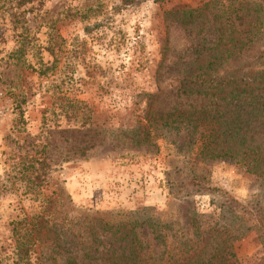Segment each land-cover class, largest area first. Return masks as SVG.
Masks as SVG:
<instances>
[{
	"label": "rangeland",
	"instance_id": "374dc122",
	"mask_svg": "<svg viewBox=\"0 0 264 264\" xmlns=\"http://www.w3.org/2000/svg\"><path fill=\"white\" fill-rule=\"evenodd\" d=\"M212 69L258 85L264 0H0V264H53L47 230L37 240L31 223H13L37 208L15 165L35 151L54 159L41 191L67 195L73 217L136 213L168 231L175 251L173 235L192 237L193 213L203 227L225 225L232 264H264V224L254 220L264 219V177L232 159H201L198 131L142 118L147 107L171 108L183 86L195 87L196 73ZM137 121L159 136L130 143ZM90 135L83 156L66 154L67 141L83 145ZM191 176L215 189L168 181ZM222 191L252 207L233 212ZM137 236L153 243L144 227ZM21 243L31 244L26 255Z\"/></svg>",
	"mask_w": 264,
	"mask_h": 264
},
{
	"label": "trees",
	"instance_id": "16d2710c",
	"mask_svg": "<svg viewBox=\"0 0 264 264\" xmlns=\"http://www.w3.org/2000/svg\"><path fill=\"white\" fill-rule=\"evenodd\" d=\"M228 56V52L219 54L220 59ZM214 71L196 73L194 78L200 80L194 82L195 87L183 86L179 100L171 108L148 110L147 107L142 118L149 120L148 117L156 116L162 127L198 131L197 154L201 155V159H232L240 163L245 171L264 177V74L260 75L258 85H255L253 78L238 77L243 81L240 85L236 73L219 74ZM181 83L186 85L188 82ZM198 95L205 97V100L198 102ZM146 114L149 116L146 117ZM148 127L149 123L146 122L144 126L137 121L127 140L132 144L150 143L152 138L159 136V132L150 131ZM53 136L50 137L52 140L55 139ZM81 142H84L83 145L67 141L66 154L83 156L94 146L91 135ZM35 154L17 155L15 165L20 179L24 181V190L38 198L37 208L29 220L22 218L13 223H31L37 240L41 229L47 230L50 241L47 254L50 253L53 264H82L83 258L101 260L104 264H232L229 259L233 255L231 247L225 242L228 231L225 225L219 228L210 225L203 227L193 213L186 219L190 227V232L186 230V236L189 234L192 237H184L180 241L173 235L178 243L175 251H172L175 245L171 251L167 249L170 244L166 239L171 235L168 231H162L161 226L151 219H137L136 213L121 212L117 218L98 212L71 216L67 195L63 196L61 191L51 194L41 191L48 183L53 157L50 154ZM168 181L180 183L181 187L188 186L185 188L194 192L215 189L198 176L177 177ZM222 193L233 212H236L235 208L248 210L252 207L249 203L237 201L225 191ZM254 220L260 226L264 224V219L259 216ZM142 227L148 230L152 244L142 243L138 238ZM153 246L160 249L154 251ZM29 247L30 243L28 246L21 243L19 253L26 255ZM58 249H62L60 254ZM61 254L60 261L55 263L57 255Z\"/></svg>",
	"mask_w": 264,
	"mask_h": 264
}]
</instances>
